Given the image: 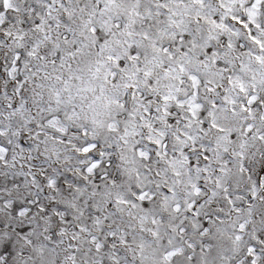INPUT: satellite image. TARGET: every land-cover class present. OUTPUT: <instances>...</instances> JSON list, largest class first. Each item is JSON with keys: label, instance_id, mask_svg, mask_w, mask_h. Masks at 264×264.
I'll return each mask as SVG.
<instances>
[{"label": "snow or ice", "instance_id": "6c2138e0", "mask_svg": "<svg viewBox=\"0 0 264 264\" xmlns=\"http://www.w3.org/2000/svg\"><path fill=\"white\" fill-rule=\"evenodd\" d=\"M0 264H264V0H0Z\"/></svg>", "mask_w": 264, "mask_h": 264}]
</instances>
